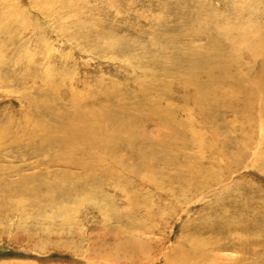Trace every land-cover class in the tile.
<instances>
[{"label": "rangeland", "instance_id": "1", "mask_svg": "<svg viewBox=\"0 0 264 264\" xmlns=\"http://www.w3.org/2000/svg\"><path fill=\"white\" fill-rule=\"evenodd\" d=\"M236 33L242 37L229 67L244 85L264 63L260 55L249 58L243 44L247 37L264 44V0H0V127L7 138L0 140V172L12 174L7 181L35 173L49 181L52 171L61 170L59 165L35 166L40 158L31 154L37 144L26 134L21 133L19 145L13 141L22 127L35 138L44 135L36 121L43 114L55 110L53 118L66 121L60 112L69 108L72 91L91 111L102 106L113 119L136 117L142 135L128 147L116 141L125 168H114L104 182L108 187L97 190L98 198L58 203L71 206L72 213L49 206L38 211L30 197L10 198L7 204H19L22 212L17 208L0 217V264H93L102 248H113L115 238L133 240L138 264H164V254L191 247L206 251L207 263L264 264V92L257 93L247 112H242L241 94L227 95L232 104L213 103L206 108L207 118L192 104L194 85L185 82L187 65L228 53V38ZM46 97L53 102L43 110L39 102ZM152 107L168 110L175 127L149 116ZM79 168L72 169L73 181ZM65 219L68 226L61 227ZM217 242L229 245L214 249Z\"/></svg>", "mask_w": 264, "mask_h": 264}, {"label": "bare ground", "instance_id": "2", "mask_svg": "<svg viewBox=\"0 0 264 264\" xmlns=\"http://www.w3.org/2000/svg\"><path fill=\"white\" fill-rule=\"evenodd\" d=\"M232 32V31H231ZM240 34V33H239ZM238 33L235 34V36H232L231 39L228 38V53L226 54H218L216 57L213 58L210 62L204 61L205 63L201 64L199 62L192 63L187 65L186 68V76L187 79H185V82L187 84L194 85V94L192 96V104L194 103L195 106L199 107L200 114H205L207 112L206 108H210L213 103H218L219 101L232 104L233 101L230 99H227V95L231 96L233 93L235 94H241L243 96V110L242 112H247V108L249 105L252 104L253 100L256 98L257 93L264 92V63H261L257 71L254 73L253 77L249 79L248 83H244L243 85V78L239 76V74H235L230 70V67L233 63L234 55L237 52V39L242 37L240 34V37ZM244 35V34H243ZM245 37V35H244ZM250 37V36H249ZM254 37V36H253ZM251 38V37H250ZM247 37L246 41H244V45L246 48V53L248 54V57L254 60L255 55H260L264 57V44L260 40L254 41L253 39H250ZM257 42V43H256ZM240 49V48H239ZM243 49V48H241ZM245 49V48H244ZM243 51V50H242ZM245 51V50H244ZM246 54V55H247ZM239 55V54H238ZM242 55V54H241ZM206 55H204V58ZM259 56V57H260ZM209 58V57H207ZM240 60V59H239ZM247 63V62H246ZM252 63V62H251ZM241 64V63H240ZM246 65V64H244ZM236 66V65H235ZM242 66V65H241ZM254 66V65H253ZM247 67V66H246ZM232 68V67H231ZM237 68V67H236ZM243 68V67H242ZM253 68V67H252ZM244 69V68H243ZM235 70V69H234ZM238 71V70H237ZM240 71V70H239ZM244 71V70H243ZM248 72H250L248 70ZM240 73V72H239ZM252 74V73H251ZM204 76L206 78V81H202L201 77ZM241 85H243L241 88ZM247 85V86H246ZM229 86V92L227 93V87ZM246 86V87H245ZM187 87V86H186ZM225 87V88H224ZM231 87V88H230ZM249 87V88H247ZM74 90V88H73ZM97 90V89H95ZM174 90V89H173ZM183 90V89H182ZM54 91V90H52ZM51 91V92H52ZM95 92V91H94ZM55 93V92H54ZM53 93V94H54ZM57 93V92H56ZM81 94V93H80ZM111 94V93H110ZM169 94V93H168ZM183 94V93H182ZM103 95V94H102ZM121 95V93H120ZM262 95V94H261ZM87 96V95H84ZM117 96H119L117 94ZM142 96V95H141ZM104 97V96H103ZM241 97V96H240ZM50 98V97H48ZM99 98V97H98ZM54 99V98H53ZM52 99V100H53ZM57 99V98H56ZM55 99V100H56ZM67 99V98H66ZM94 99V98H93ZM96 99V98H95ZM189 99V98H188ZM83 97L79 96L78 92L72 91L71 94H69V102L70 106L66 111L60 112V117L64 116L66 117V121L61 122L57 118H53L56 111H51V114L49 116L43 114L42 117L36 120L40 127L43 129L44 135L37 136L35 138V134L33 135L32 132L22 127L20 128L19 135H16L13 141L17 145H19L20 139H21V133L26 134L27 138L33 141V143L37 144V149L35 150V153H32V157L40 158V161H36L37 167L41 165L42 163L46 165H59L61 167V170L59 172L52 171V176L49 181L42 180L43 178L40 175H37V173L33 174L31 177L27 176H20L18 173L15 175V177L18 175L19 177L14 181H7V178L11 176L12 174H6L0 172V217L3 213H7V216L11 214L13 209H18V211H21V207L19 204H7V201L10 200V198L14 197V195H20V197H30L32 198V203L34 204L35 208L38 211H41L42 209L46 207H51L53 209H56L57 212L62 213L63 215H67V213H72L73 208L71 207H60V204L63 201L68 200H90L92 198H95L97 195L98 189H105L103 187H108V185H104L105 179L112 175L114 172V168H122L124 169V163H123V157L117 154L115 143L118 139H121V142L126 146H130L133 140H136L137 138H141L142 135L139 132L138 127H136V117H131L127 119H113L114 115L107 110L105 107H100L97 111H91L84 107V103L82 102ZM87 100V98H86ZM92 100V98H91ZM107 100V99H106ZM34 101V100H33ZM97 101V100H96ZM187 101V100H186ZM189 101V100H188ZM187 101V102H188ZM36 102V101H35ZM47 102H50V100L47 101V97L44 99V101L39 102L42 105L43 110H48L49 105ZM53 102V101H52ZM50 102V103H52ZM58 102V101H57ZM61 102V101H60ZM88 102V100H87ZM86 102V103H87ZM115 102V101H114ZM185 102V101H184ZM186 102V103H187ZM221 102V104H222ZM55 103V101H54ZM123 103V102H122ZM125 103V102H124ZM190 103V102H189ZM264 103V102H263ZM92 104V103H91ZM94 103L93 105H95ZM191 104V105H192ZM35 105V104H34ZM38 105V104H37ZM57 105V103H56ZM118 106V104H117ZM53 107V106H52ZM65 107V106H64ZM89 107V106H88ZM154 107V106H153ZM149 111V116H155L161 118V121L164 123V125H169L171 128L175 127L174 124H172V119L170 114L168 113V110L161 111L160 109L153 108ZM219 107V105H218ZM34 108V107H32ZM39 108V107H38ZM192 108V107H190ZM223 108V107H222ZM41 110V108H39ZM52 109V108H51ZM193 109V108H192ZM196 109V108H195ZM219 108H217L218 110ZM58 110V109H57ZM126 110V109H125ZM191 110V109H189ZM215 110V109H214ZM59 111V110H58ZM61 111V110H60ZM145 111V110H144ZM180 111V110H179ZM211 111V110H210ZM220 111V109H219ZM38 112V111H37ZM36 112V113H37ZM44 112V111H43ZM189 112V111H188ZM34 113V112H33ZM138 113V112H137ZM144 113V112H143ZM182 113V112H181ZM193 113L192 111L190 114ZM198 113V114H199ZM240 113V112H239ZM26 114V113H25ZM59 114V113H58ZM57 114V115H58ZM197 114V115H198ZM212 114V113H211ZM38 115V114H37ZM123 115V114H122ZM187 115V114H186ZM233 115V114H232ZM238 115V114H237ZM34 116V115H33ZM41 116V115H40ZM47 116V117H46ZM56 116V114H55ZM179 116V115H178ZM188 116V115H187ZM192 116V115H191ZM203 116V117H204ZM209 116V115H208ZM213 116V115H212ZM241 116V115H240ZM59 117V116H57ZM196 117V116H195ZM207 117V116H205ZM37 118V116H36ZM208 118V117H207ZM212 118V117H211ZM241 118V117H240ZM32 119V118H30ZM61 119V118H60ZM178 119V118H177ZM210 119V118H209ZM259 119V118H258ZM203 120V119H202ZM213 120V118H212ZM248 120V119H247ZM30 121V120H29ZM33 121V120H32ZM174 121V120H173ZM184 121V120H183ZM204 121V120H203ZM108 122H110L113 127L109 129ZM153 122V121H152ZM151 122V123H152ZM175 122V121H174ZM191 122V121H190ZM200 122V121H199ZM205 122H208L206 120ZM19 123V122H18ZM21 123V122H20ZM26 123H28L26 121ZM35 123V122H34ZM160 123V122H159ZM192 123V122H191ZM213 123V122H212ZM247 123V121H246ZM162 124V123H161ZM214 124V123H213ZM263 124V123H262ZM27 125V124H26ZM29 125V124H28ZM156 125V124H155ZM203 125V124H202ZM208 125V124H207ZM206 125V126H207ZM23 126V125H22ZM31 126V125H30ZM154 126V125H153ZM157 126V125H156ZM161 126V125H160ZM180 126V125H179ZM190 126V125H189ZM192 126V125H191ZM205 126V124H204ZM216 125H213L214 127ZM158 127V126H157ZM156 127V128H157ZM164 127V126H162ZM188 127V126H187ZM219 127V126H218ZM217 127V128H218ZM34 128V127H33ZM168 128V127H167ZM186 128V127H185ZM189 128V127H188ZM264 128V127H262ZM8 129V128H7ZM13 129V128H12ZM17 129V128H16ZM166 129V128H165ZM11 130V129H10ZM28 130V131H27ZM195 130V127H194ZM214 130V129H213ZM7 131V130H6ZM9 131V130H8ZM15 131V130H14ZM42 131V130H41ZM156 131V130H155ZM173 131V130H172ZM218 131V130H217ZM34 132V131H33ZM216 132V131H215ZM220 132V131H219ZM218 132V133H219ZM36 133L37 130H36ZM149 133V132H148ZM164 133V132H163ZM162 133V134H163ZM172 133V132H171ZM186 133V132H185ZM191 133V132H190ZM205 133V132H204ZM5 129L3 127H0V140L6 138L4 137ZM42 134V133H41ZM216 134V133H215ZM223 134V133H222ZM12 135V132H11ZM168 135V133H167ZM207 135V134H206ZM212 135V134H211ZM166 136V135H165ZM190 136V134H189ZM223 136V135H221ZM8 137V136H7ZM25 137V138H26ZM167 137V136H166ZM173 137V136H172ZM180 137V135H179ZM203 137V136H202ZM205 137V136H204ZM194 138V137H193ZM226 138V135L225 137ZM7 139V138H6ZM27 139V140H29ZM171 139V138H170ZM207 139V138H206ZM218 139V138H217ZM152 140V139H151ZM172 140V139H171ZM196 140V139H195ZM193 140V141H195ZM199 141V139H197ZM216 140V138L214 139ZM139 141V140H138ZM161 141V139H160ZM173 141V140H172ZM197 141V143H198ZM213 141V140H212ZM211 141V142H212ZM209 142V143H211ZM193 143V142H192ZM201 143V142H200ZM207 143V142H206ZM208 144V143H207ZM213 144V143H212ZM217 144V143H216ZM59 147V151L54 152H46L43 150V148H46V150L51 146ZM137 145V144H136ZM181 145V144H180ZM205 145V143H204ZM214 145V144H213ZM227 145V144H226ZM174 146V145H173ZM208 147H211L207 145ZM215 146V145H214ZM219 146H223L220 145ZM200 147V146H199ZM229 147V146H228ZM206 148V147H205ZM215 148V147H214ZM224 148V147H222ZM195 149V148H194ZM204 149V148H203ZM202 149V150H203ZM33 150V149H32ZM199 150V149H198ZM201 150V151H202ZM209 151V149H207ZM91 151V154L90 152ZM120 151V150H119ZM184 151V150H183ZM218 151V150H217ZM30 152V151H29ZM193 152V151H192ZM204 152V150H203ZM206 152V151H205ZM208 152V151H207ZM216 152V151H215ZM214 152V154H215ZM177 153V152H176ZM195 152H193L194 154ZM198 153V152H197ZM202 153V152H201ZM213 153V151H212ZM230 153V151H229ZM40 154H46L47 159L45 161L41 158ZM192 154V155H193ZM200 154V153H199ZM217 154V153H216ZM154 155V154H153ZM195 155V154H194ZM213 155V154H212ZM74 156V157H73ZM171 156V155H170ZM201 156V154H200ZM203 156V155H202ZM207 156V155H206ZM230 156V155H229ZM173 157V156H172ZM193 157V156H192ZM1 158V157H0ZM142 158V157H141ZM156 158V157H155ZM213 158V157H211ZM216 158V156H215ZM239 158V157H238ZM15 159V158H14ZM23 159V157H22ZM149 159V158H148ZM193 159V158H192ZM197 159V158H196ZM137 160V159H136ZM154 160V159H152ZM183 160V159H182ZM199 160V158L197 159ZM201 160V159H200ZM210 160V159H209ZM218 160V159H217ZM221 160V159H220ZM28 161V160H27ZM31 161V160H30ZM145 161V160H144ZM151 161V160H150ZM163 161V160H161ZM190 161V158L187 160ZM195 161V160H194ZM212 161V160H210ZM222 161V160H221ZM229 161V160H228ZM233 161V160H232ZM104 162L105 164L103 165ZM192 162V161H191ZM198 162V161H197ZM201 162V161H200ZM199 162V166H200ZM203 162V161H202ZM213 162V161H212ZM218 162V161H216ZM18 163V162H17ZM22 163V162H21ZM159 163V161H158ZM193 163V162H192ZM221 163V162H220ZM236 163V162H235ZM2 164V163H1ZM14 164V162H13ZM150 164V162H149ZM180 164V163H179ZM190 164V163H188ZM213 164V163H212ZM219 165V162L217 163ZM216 164V165H217ZM222 164V163H221ZM220 164V165H221ZM30 165V164H29ZM80 167L79 174H77V178L74 175L76 181H73V167L77 166ZM100 167H99V166ZM134 165V164H132ZM145 165V164H144ZM193 165V164H192ZM209 165V163H208ZM244 165V164H243ZM24 166V165H23ZM26 166V165H25ZM150 166V165H149ZM187 166V165H186ZM189 166V165H188ZM187 166V168H188ZM191 166V165H190ZM189 166V167H190ZM196 166V165H195ZM206 167V165L204 164ZM213 166V165H212ZM211 166V167H212ZM1 167V166H0ZM28 167V165H27ZM147 167V166H145ZM155 167V166H154ZM160 166H158L159 168ZM208 167V166H207ZM224 167V166H222ZM23 168V167H22ZM40 168V167H39ZM128 168V167H127ZM151 168V167H150ZM156 168V167H155ZM192 168V167H191ZM190 168V169H191ZM210 168V166H209ZM228 168V167H227ZM26 169V168H24ZM147 169V168H146ZM157 169V168H156ZM197 169V167H195ZM204 167L202 168V170ZM216 169V168H215ZM151 170V169H150ZM186 170V168H185ZM184 170V172H185ZM217 170V169H216ZM215 170V171H216ZM221 170V169H220ZM229 170V169H228ZM231 170V169H230ZM8 171V170H7ZM45 171V170H44ZM136 171V170H135ZM152 171V170H151ZM182 170H180L181 172ZM207 171V170H206ZM205 171V173H206ZM214 171V170H213ZM223 171V170H222ZM146 172V171H145ZM193 172V171H192ZM204 172V171H203ZM201 172V173H203ZM77 173V172H75ZM119 173V172H118ZM124 173V172H123ZM134 173V171L132 172ZM138 173V172H137ZM144 173V172H143ZM190 173V171H189ZM203 173V174H205ZM218 173V172H217ZM179 174V173H178ZM187 174V173H186ZM192 174V173H191ZM225 174V173H224ZM121 175V174H120ZM124 175V174H123ZM141 175V174H140ZM158 175V174H156ZM183 175V174H182ZM185 175V174H184ZM189 175V174H188ZM197 175V174H196ZM199 175V174H198ZM211 175V172H210ZM216 175V174H215ZM220 175V174H219ZM130 176V174H129ZM128 176V177H129ZM136 176V174H135ZM139 176V175H138ZM181 176V174H180ZM193 176V175H192ZM203 176V175H202ZM14 177V178H15ZM145 179L152 182L153 176L151 174H147L144 176ZM185 179L187 176H184ZM189 177V176H188ZM213 177V176H212ZM215 177V176H214ZM221 177V175H220ZM50 178V177H49ZM139 178V177H138ZM190 178V177H189ZM198 178V177H197ZM203 178V177H202ZM201 178V180H202ZM206 178V177H205ZM12 179V178H11ZM129 179V178H128ZM132 179V178H131ZM135 179V178H134ZM134 179L132 181H134ZM137 179V178H136ZM135 179V180H136ZM178 179V178H177ZM192 179V178H191ZM190 179V180H191ZM196 179V178H195ZM208 179V178H207ZM215 179V178H212ZM223 179V178H222ZM114 180V179H113ZM130 180V179H129ZM141 180V179H139ZM188 180V179H187ZM189 180V181H190ZM200 180V179H199ZM116 181V180H115ZM137 181V180H136ZM143 181V180H142ZM146 180H144L145 182ZM145 182L148 183L149 182ZM183 181V180H181ZM206 181V180H205ZM220 181V180H219ZM122 182V181H121ZM194 182V181H193ZM198 182V181H197ZM196 182V183H197ZM210 182V181H209ZM218 182V181H217ZM123 183V182H122ZM121 183V184H122ZM184 183V182H183ZM188 183V182H186ZM191 183V182H190ZM199 183V182H198ZM197 183V184H198ZM137 184V183H136ZM141 184V183H140ZM143 184V183H142ZM202 184V183H201ZM205 184H207L205 182ZM210 184V183H209ZM135 185V184H134ZM159 185V184H158ZM190 185V184H189ZM122 186V185H121ZM131 186V185H130ZM140 186V185H139ZM150 186V185H149ZM152 186V185H151ZM179 186H182L179 184ZM187 186V185H184ZM195 186V185H194ZM205 186V185H204ZM203 186V187H204ZM156 187V186H155ZM188 187V186H187ZM190 187V186H189ZM202 187V186H201ZM200 187V188H201ZM117 188V186H116ZM144 188V186H143ZM154 188V187H153ZM180 188V187H179ZM193 188V186H192ZM199 188V189H200ZM115 189V186H114ZM122 191L124 189L120 188ZM137 189L138 186H137ZM187 189V188H186ZM194 189V188H193ZM196 189V188H195ZM108 190V189H107ZM116 190V189H115ZM118 190V189H117ZM133 189H131L132 192ZM198 190V189H197ZM141 191V190H140ZM96 192V193H95ZM110 192V190H109ZM125 192V191H124ZM139 192V191H138ZM184 192V191H183ZM137 193V192H136ZM117 194H119L117 192ZM121 194V193H120ZM139 194V193H138ZM138 194L136 196H138ZM100 195V193H99ZM132 195V194H131ZM144 195V194H143ZM121 196V195H120ZM124 196V194H123ZM126 196V195H125ZM134 196V195H133ZM139 196H141L139 194ZM164 196V195H163ZM112 197V196H111ZM117 197V196H116ZM128 197V196H127ZM98 198V197H96ZM114 198V197H113ZM16 199V198H15ZM20 199V198H19ZM118 199V198H116ZM123 199V198H122ZM200 199V198H199ZM198 199V200H199ZM23 200V198H22ZM103 200V199H101ZM113 199H111L112 201ZM121 200V198H120ZM127 200V199H126ZM135 200V197H134ZM193 200V199H192ZM59 201V202H58ZM109 201V200H107ZM116 201V200H115ZM131 201V200H130ZM197 201V200H196ZM118 202V201H117ZM121 202V201H119ZM9 203V202H8ZM22 203V202H21ZM25 203V202H23ZM22 203V204H23ZM30 203V202H29ZM28 203V204H29ZM78 203V202H76ZM88 203V202H87ZM90 203V202H89ZM190 203V202H189ZM11 204V203H10ZM31 204V203H30ZM52 204L55 206V208L52 206ZM57 204V205H55ZM62 204V203H61ZM106 204V203H104ZM112 203L110 202L109 205ZM128 204H130L128 202ZM132 204V202H131ZM107 205V204H106ZM121 205L122 202H121ZM127 205V204H125ZM26 207V204H25ZM23 207V208H25ZM30 207V206H29ZM33 207V205L31 206ZM96 207V206H95ZM101 207V206H100ZM128 207V206H126ZM116 208V207H115ZM129 208V207H128ZM30 209V208H29ZM106 209V208H103ZM101 210V209H100ZM115 210V209H114ZM112 210V211H114ZM190 210V209H189ZM50 211V210H49ZM55 212V210H52ZM116 211V210H115ZM22 212V211H21ZM26 212V210H25ZM117 212V211H116ZM184 212V211H183ZM31 214V212H29ZM40 213V212H38ZM45 213V212H44ZM53 213V212H52ZM118 213V212H117ZM188 213V212H187ZM23 214V213H22ZM42 214V213H41ZM116 214V213H115ZM14 215V214H13ZM58 215V214H57ZM60 215V214H59ZM71 215V214H70ZM104 215V214H103ZM109 215V214H108ZM240 215V214H239ZM26 216V214H25ZM28 216V215H27ZM39 216V215H38ZM23 218V217H22ZM67 218V217H66ZM30 219V218H29ZM245 219V218H244ZM46 221V220H45ZM34 222V221H33ZM1 223V222H0ZM5 223V222H4ZM48 223V222H47ZM50 223V222H49ZM69 222H66V219L62 221L61 227H66V225ZM46 224V223H45ZM72 225V223H71ZM70 225V226H71ZM132 225V224H131ZM3 226V225H2ZM68 226V225H67ZM74 226V225H73ZM52 227V226H51ZM53 228V227H52ZM68 228V227H67ZM144 228V226H143ZM247 229V227H244V230ZM219 230V229H218ZM256 230V229H254ZM39 231V230H38ZM48 231V230H47ZM36 232V231H35ZM23 233V232H22ZM43 233V232H40ZM52 234V233H51ZM25 235V234H24ZM119 235V234H118ZM117 232H116V236ZM115 236V237H116ZM12 237V236H11ZM20 237V236H19ZM17 237L19 240L20 238ZM26 237V236H25ZM50 237V236H49ZM48 237V239H49ZM228 237V236H227ZM226 237V238H227ZM27 238V237H26ZM129 238V237H128ZM12 239V238H11ZM29 240V239H28ZM115 244L113 248L104 247L100 250L102 254H96V258L91 261L93 264H138V258H137V246H133V240H125L121 241L119 239L115 238ZM131 240V239H130ZM31 241V240H29ZM256 241V240H255ZM137 242V241H136ZM145 242V241H144ZM262 242V241H261ZM139 243V242H137ZM238 243L245 244V241H238ZM256 243V242H255ZM217 242L214 246V249L225 248L229 245V242L226 243V245H223L224 247L218 245ZM138 245V244H137ZM254 245V244H253ZM57 246V245H56ZM65 246V245H64ZM140 246V244H139ZM63 247V245H62ZM92 248V246H90ZM141 247V246H140ZM65 248H67L65 246ZM69 248V247H68ZM67 248V249H68ZM62 249V248H61ZM139 249V247H138ZM142 249V247H141ZM146 249V248H145ZM186 249V248H185ZM175 250L170 251L167 254H164L165 260L162 261L164 264H214V262H205L206 257V251L203 252L202 250L199 252V250H196V248H190L188 250ZM66 250V249H65ZM171 250V249H170ZM206 250V249H205ZM213 250V249H212ZM143 251V250H142ZM149 252V251H148ZM208 254V253H207ZM141 255V254H140ZM148 255V254H147ZM148 257V256H147ZM203 258V259H201ZM243 258V257H242ZM140 259V258H139ZM228 259V257L226 258ZM246 259V258H245ZM241 260V259H240ZM259 261V260H258ZM142 262V261H141ZM147 262V261H146ZM204 262V263H201ZM243 262V261H242ZM252 263V262H251ZM264 263V261L262 262ZM140 264V263H139ZM246 264V263H245ZM249 264V263H248Z\"/></svg>", "mask_w": 264, "mask_h": 264}]
</instances>
